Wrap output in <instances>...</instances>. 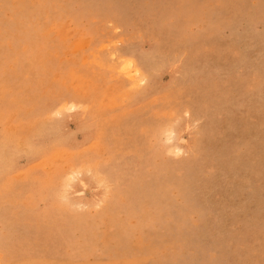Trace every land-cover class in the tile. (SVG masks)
<instances>
[{
	"label": "rangeland",
	"instance_id": "1",
	"mask_svg": "<svg viewBox=\"0 0 264 264\" xmlns=\"http://www.w3.org/2000/svg\"><path fill=\"white\" fill-rule=\"evenodd\" d=\"M0 264H264V0H0Z\"/></svg>",
	"mask_w": 264,
	"mask_h": 264
},
{
	"label": "bare ground",
	"instance_id": "2",
	"mask_svg": "<svg viewBox=\"0 0 264 264\" xmlns=\"http://www.w3.org/2000/svg\"><path fill=\"white\" fill-rule=\"evenodd\" d=\"M124 61V60H123ZM118 63V62H117ZM129 63H131V62H129ZM124 64V62L121 64V65H123ZM120 65V66H121ZM120 66H119V68H120ZM123 66H125V65H123ZM129 67V66H128ZM118 68V67H117ZM131 68V67H130ZM135 68V67H134ZM127 70H129V69H127ZM132 70V69H131ZM135 70H136V68H135ZM125 71V70H124ZM129 72V71H128ZM137 72V71H136ZM124 73V72H123ZM134 73V72H133ZM136 74V73H135ZM135 74L134 75H131V79H133V76H135ZM140 73H138V75H139ZM134 80H135V78H134Z\"/></svg>",
	"mask_w": 264,
	"mask_h": 264
}]
</instances>
